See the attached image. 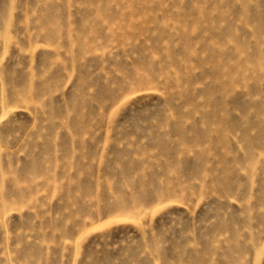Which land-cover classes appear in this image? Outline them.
<instances>
[{"label": "rangeland", "instance_id": "374dc122", "mask_svg": "<svg viewBox=\"0 0 264 264\" xmlns=\"http://www.w3.org/2000/svg\"><path fill=\"white\" fill-rule=\"evenodd\" d=\"M0 264H264V0H0Z\"/></svg>", "mask_w": 264, "mask_h": 264}]
</instances>
